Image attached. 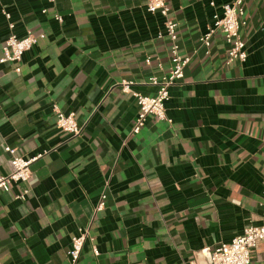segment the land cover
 Wrapping results in <instances>:
<instances>
[{"label":"crops","instance_id":"crops-1","mask_svg":"<svg viewBox=\"0 0 264 264\" xmlns=\"http://www.w3.org/2000/svg\"><path fill=\"white\" fill-rule=\"evenodd\" d=\"M232 1L168 0L190 61L166 101L171 122L151 115L133 134L139 105L122 81L149 95V78L168 73L163 16L145 0H0V58L10 34L42 35L20 65L0 63V177L6 145L42 154L31 182L0 189V264H70L85 229L77 264H189L263 222L264 0L244 1L246 61L226 62L220 32L209 54L200 42ZM54 104L75 113L79 137L56 127ZM250 264H264V242Z\"/></svg>","mask_w":264,"mask_h":264},{"label":"built area","instance_id":"built-area-1","mask_svg":"<svg viewBox=\"0 0 264 264\" xmlns=\"http://www.w3.org/2000/svg\"><path fill=\"white\" fill-rule=\"evenodd\" d=\"M147 10L150 13L159 12L164 18V27L167 37L170 40V68L162 78L153 75L149 78V83L157 87L154 94L145 95L136 91H131L132 81H122V89L124 92H132L137 98L139 111L132 128L133 134H139L145 126L149 116H154L158 120L171 122L167 115L166 101L170 98V89L185 76V68L189 64L190 57L181 54L178 43V24L171 16V9L168 0H145ZM244 1L233 0L230 3L222 5V12L213 15V21L208 26V30L200 38L201 45L205 48L206 53H210L213 37L220 32L224 36L226 43L229 45L227 54V63L234 61L244 62L248 57L247 47L241 30L244 26ZM211 6L215 7L214 1ZM43 12H46L44 9ZM9 19L10 15L5 13ZM56 20L63 23L62 15L57 14ZM13 28L14 25L10 24ZM42 35L28 31L23 37L16 34H10L3 45V55L0 63H13L20 65L24 54L38 44ZM150 58L147 62L150 63ZM20 67H16V71H20ZM53 111L56 114V127L73 137H79L83 128L78 123L75 113L66 114L62 109L54 104ZM5 151L11 155L12 170L8 175L0 177V189L10 191L15 183L31 182L32 171L31 164L42 156V154L25 158L18 153V149L9 145L4 147ZM29 192L25 189L18 194L16 198L24 200ZM108 196L103 192L95 206V212L101 211L106 206ZM263 222L259 225H248L242 234L234 237L229 242H222L213 249L206 248L200 251L195 260L189 264H250L251 254L255 248L264 242V210L262 212ZM91 239L88 229L81 231L73 236L71 248L68 251L70 264H77L86 242ZM95 254H98L96 246L93 247Z\"/></svg>","mask_w":264,"mask_h":264}]
</instances>
